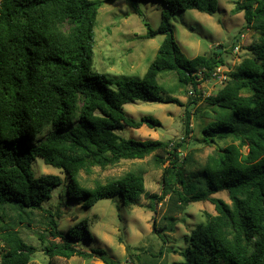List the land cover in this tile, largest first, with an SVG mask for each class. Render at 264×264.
<instances>
[{
  "label": "trees",
  "instance_id": "16d2710c",
  "mask_svg": "<svg viewBox=\"0 0 264 264\" xmlns=\"http://www.w3.org/2000/svg\"><path fill=\"white\" fill-rule=\"evenodd\" d=\"M115 1L120 0H0V205L47 214L46 231L52 241L41 248L47 264L74 256L93 258V254L104 264H119L104 251L86 253L77 248L81 241H91L85 219L76 221L65 234L57 230V215L44 210L42 203L62 182L56 175H34L32 163L39 157L66 176L67 199L78 200L84 208L117 195L126 206L137 205L143 195L150 200L151 210L166 197L167 205L176 211L191 202L212 203L215 215L206 214L205 223L191 230L184 251L179 252L184 260L172 264H264V0H236L231 10L242 13L246 39L252 43L247 47L249 56L227 69L221 87L204 99L207 105L229 113L204 126L202 142L231 140L207 155L206 186L185 179L179 142L123 139L119 131L154 129L160 124L151 116L137 121L128 118L125 104L181 105L176 98L160 94V72L174 73L178 83L190 86L195 96L201 95L199 86L216 69L226 66L218 50L191 59L184 56L168 22L172 15L187 10L213 14L216 0H158L165 6L160 26L153 30L144 20L143 37L161 34L163 38L143 76L134 80H116L93 71L97 13L104 3ZM126 1L142 16L139 0ZM231 114L229 122L226 118ZM189 115L185 112V137L190 134ZM45 130L48 133L38 140L36 136ZM149 156L162 170L159 195L145 192L140 170L95 182L93 187L80 183V172L89 174L93 168ZM220 191H226L229 203L211 197ZM163 220L160 227L153 222V229L172 231L174 218ZM36 250L17 231L0 230V264H32ZM130 259L143 264L138 258Z\"/></svg>",
  "mask_w": 264,
  "mask_h": 264
},
{
  "label": "rangeland",
  "instance_id": "374dc122",
  "mask_svg": "<svg viewBox=\"0 0 264 264\" xmlns=\"http://www.w3.org/2000/svg\"><path fill=\"white\" fill-rule=\"evenodd\" d=\"M235 2L236 0H216L217 7L213 14L187 10L170 17L168 22L171 33L184 56L191 59L218 50L222 52L226 63V66L219 68V73L227 72V69L249 56L247 47L252 42L246 39L243 15L231 13ZM137 7L142 16L135 14L134 8L126 0L106 2L98 10L93 28L94 72L116 80L140 79L145 73L163 36L157 34L152 39L144 38V20L153 30H157L165 6L158 0H139ZM157 83L161 95L172 96L181 105L152 101L125 104L123 111L128 118L137 121L143 116H151L160 124L154 129L146 126L139 129L124 127L119 134L123 139L170 141L172 144L179 142L181 146L177 152L185 179L202 182L206 186L203 167L207 155L214 153L217 146L223 147L231 142L229 139L217 144L205 145L202 142L204 126L221 120L227 112L211 107L204 101L221 85L217 79L212 78L199 86L201 95L190 96V86L180 85L174 73L165 71L158 74ZM185 112L190 114V134L187 137L184 136ZM226 119L232 122V114ZM47 133L45 130L36 138L42 140ZM246 152L244 148L243 153ZM134 170L143 172L146 193L160 194L162 170L155 166L152 156L143 160H124L105 169L93 168L89 174L80 172L79 180L83 186L93 187L95 182L105 183ZM32 171L35 176L56 175L62 182L53 190L51 198L42 203L44 210L57 215V230L65 234L76 221L85 219L91 241H81L77 248L86 253H92L93 250L104 251L106 257L119 264L130 258L141 261L148 259L154 264L182 262L184 259L178 252L184 251L185 238L195 226L205 223L206 214L216 213L214 205L207 201L191 202L181 211H176L167 205L168 197L156 203L154 210H151L148 208L150 200L143 195L140 196L139 203L133 206L123 205L121 197L117 195L112 199L99 200L91 208H84L78 200L67 199V178L59 170L45 165L37 157L32 163ZM211 197L229 203L226 191L217 192ZM169 216L175 220L172 231L158 232L153 229V222L156 227H160L165 222L163 217ZM47 217L43 212L21 210L8 204L0 205V230L6 228L17 231L23 241L36 247V253L31 258L32 264L48 262L41 252L43 245L52 241L46 231ZM93 256L55 259V264H104L96 254Z\"/></svg>",
  "mask_w": 264,
  "mask_h": 264
},
{
  "label": "built area",
  "instance_id": "2783aa9c",
  "mask_svg": "<svg viewBox=\"0 0 264 264\" xmlns=\"http://www.w3.org/2000/svg\"><path fill=\"white\" fill-rule=\"evenodd\" d=\"M212 78L214 79H217V82L219 83V85H222L223 82L225 81L226 79V76H225V73L222 72V73H219V68L215 70V72L212 74ZM211 78V79H212ZM188 94L190 96H192L194 94V91L190 88L189 89V92ZM123 264H138L136 262H134L132 259H126V261H124Z\"/></svg>",
  "mask_w": 264,
  "mask_h": 264
},
{
  "label": "crops",
  "instance_id": "0c3cea01",
  "mask_svg": "<svg viewBox=\"0 0 264 264\" xmlns=\"http://www.w3.org/2000/svg\"><path fill=\"white\" fill-rule=\"evenodd\" d=\"M178 253H179V252H178ZM159 261H160V260H159ZM159 261H158V262H159ZM141 262H142L143 264H148V263H149V260L146 259V260H142ZM152 264H154V263H152ZM156 264H158V263H156Z\"/></svg>",
  "mask_w": 264,
  "mask_h": 264
}]
</instances>
